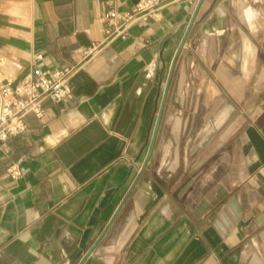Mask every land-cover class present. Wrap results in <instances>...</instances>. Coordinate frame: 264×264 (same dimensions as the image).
<instances>
[{
    "label": "crops",
    "instance_id": "crops-1",
    "mask_svg": "<svg viewBox=\"0 0 264 264\" xmlns=\"http://www.w3.org/2000/svg\"><path fill=\"white\" fill-rule=\"evenodd\" d=\"M135 2L0 0V80L79 65L0 144V264H264V0H201L140 174L198 0L106 38Z\"/></svg>",
    "mask_w": 264,
    "mask_h": 264
},
{
    "label": "built area",
    "instance_id": "built-area-1",
    "mask_svg": "<svg viewBox=\"0 0 264 264\" xmlns=\"http://www.w3.org/2000/svg\"><path fill=\"white\" fill-rule=\"evenodd\" d=\"M163 2L164 0H136L127 10H109L105 16L109 26L106 38L125 37L129 33L130 26L137 20L155 19ZM96 47L97 45L83 46L79 50L82 60L88 59ZM41 58V53L35 55L36 60ZM78 68V64L44 66L36 62L16 82L9 78L1 79L0 144L25 130L24 116L27 113L32 112L37 116L43 114L44 99L59 101L70 95V79ZM6 171L14 179L21 173L17 162H11Z\"/></svg>",
    "mask_w": 264,
    "mask_h": 264
},
{
    "label": "water",
    "instance_id": "water-1",
    "mask_svg": "<svg viewBox=\"0 0 264 264\" xmlns=\"http://www.w3.org/2000/svg\"><path fill=\"white\" fill-rule=\"evenodd\" d=\"M201 0H198V3H197V6H196V9L192 15V18L188 24V27L186 29V32L180 42V45L175 53V56L173 57V60L171 62V65H170V68H169V73H168V77H167V80H166V83H165V87H164V90H163V94H162V99H161V103H160V107L158 109V112H157V115L155 117V121H154V127H153V131H152V136H151V139H150V142H149V146H148V151H147V154H146V158H145V162L143 164V166L141 167L140 171H139V174L142 172V170L144 169V166L146 164V162L148 161L149 159V156L151 154V151H152V148H153V144H154V140H155V137H156V133H157V130H158V126H159V123H160V118H161V112H162V108H163V103H164V100H165V97H166V93L168 91V87H169V83H170V79H171V76H172V72H173V68H174V64H175V61H176V58L178 56V53H179V50L181 48V46L183 45L184 41H185V38L187 36V33L189 31V28H190V25L192 23V20L194 18V15L197 11V8L200 4ZM134 185V184H133ZM98 241H95L93 242V244L91 245V247L87 250V252L84 254V256L81 258V260L78 262V264H81L84 259L88 256V254H90V252L93 250V248L96 246Z\"/></svg>",
    "mask_w": 264,
    "mask_h": 264
},
{
    "label": "rangeland",
    "instance_id": "rangeland-1",
    "mask_svg": "<svg viewBox=\"0 0 264 264\" xmlns=\"http://www.w3.org/2000/svg\"><path fill=\"white\" fill-rule=\"evenodd\" d=\"M155 119V118H154Z\"/></svg>",
    "mask_w": 264,
    "mask_h": 264
}]
</instances>
